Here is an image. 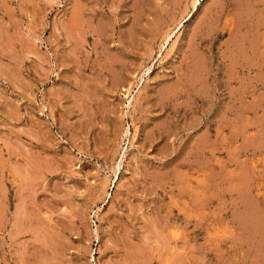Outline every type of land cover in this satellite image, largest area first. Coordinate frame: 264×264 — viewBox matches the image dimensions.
Listing matches in <instances>:
<instances>
[{
	"label": "rangeland",
	"instance_id": "374dc122",
	"mask_svg": "<svg viewBox=\"0 0 264 264\" xmlns=\"http://www.w3.org/2000/svg\"><path fill=\"white\" fill-rule=\"evenodd\" d=\"M0 264H264V0H0Z\"/></svg>",
	"mask_w": 264,
	"mask_h": 264
},
{
	"label": "bare ground",
	"instance_id": "6f19581e",
	"mask_svg": "<svg viewBox=\"0 0 264 264\" xmlns=\"http://www.w3.org/2000/svg\"><path fill=\"white\" fill-rule=\"evenodd\" d=\"M196 70V69H195ZM19 232V231H18ZM128 244V243H127ZM157 247V246H156ZM140 248V247H139ZM142 251V250H141ZM129 255V254H128Z\"/></svg>",
	"mask_w": 264,
	"mask_h": 264
}]
</instances>
